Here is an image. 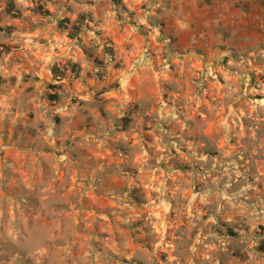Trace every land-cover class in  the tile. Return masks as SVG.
Instances as JSON below:
<instances>
[{
  "label": "rangeland",
  "instance_id": "374dc122",
  "mask_svg": "<svg viewBox=\"0 0 264 264\" xmlns=\"http://www.w3.org/2000/svg\"><path fill=\"white\" fill-rule=\"evenodd\" d=\"M147 6L0 0V264H264L260 45L172 53Z\"/></svg>",
  "mask_w": 264,
  "mask_h": 264
},
{
  "label": "crops",
  "instance_id": "0c3cea01",
  "mask_svg": "<svg viewBox=\"0 0 264 264\" xmlns=\"http://www.w3.org/2000/svg\"><path fill=\"white\" fill-rule=\"evenodd\" d=\"M141 1V0H140ZM147 21L172 53L264 55V0H146Z\"/></svg>",
  "mask_w": 264,
  "mask_h": 264
},
{
  "label": "trees",
  "instance_id": "16d2710c",
  "mask_svg": "<svg viewBox=\"0 0 264 264\" xmlns=\"http://www.w3.org/2000/svg\"><path fill=\"white\" fill-rule=\"evenodd\" d=\"M110 1L113 2V3H119L120 0H110ZM14 9H15V5H14L13 2H11V3L9 4V10H10V11H14ZM37 11H38L39 13H42V14H49L48 10L44 9L42 6H38V7H37ZM78 33H79V28H78L77 26H75V25H72V26H71V29H70V36H71V37H76ZM259 249H260L261 251H263V253H264V246H263V245L260 246Z\"/></svg>",
  "mask_w": 264,
  "mask_h": 264
}]
</instances>
